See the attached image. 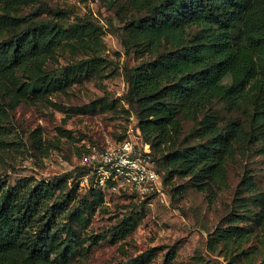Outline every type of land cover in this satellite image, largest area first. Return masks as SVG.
<instances>
[{
	"label": "trees",
	"instance_id": "trees-1",
	"mask_svg": "<svg viewBox=\"0 0 264 264\" xmlns=\"http://www.w3.org/2000/svg\"><path fill=\"white\" fill-rule=\"evenodd\" d=\"M27 1L0 0V153L6 150L5 123L17 104L47 99L104 65L98 54L104 48L102 25L87 16L58 21L43 15L45 5L23 12ZM123 1L146 9L116 31L125 53L152 55L123 67V99L135 108L164 186L182 174L205 190L209 183L226 181V162L237 151L253 145L264 154V0ZM65 48L82 57L49 68L48 60ZM218 101L230 112L242 111L243 118L232 115L220 123ZM93 104L87 105L95 109ZM180 117L196 121L200 141L179 140ZM32 135L31 147L47 155L41 132ZM89 170L86 161L53 177L0 178V264H72L84 246L81 229L105 201L106 189L98 185L77 194ZM241 182L252 192L249 202L239 197L240 209L209 232L207 245L230 256L229 264H264L258 245L246 243L255 225H264V193L250 174ZM249 218L257 224L246 223ZM175 254L166 251L164 264H172ZM144 255L123 264H145Z\"/></svg>",
	"mask_w": 264,
	"mask_h": 264
},
{
	"label": "rangeland",
	"instance_id": "rangeland-1",
	"mask_svg": "<svg viewBox=\"0 0 264 264\" xmlns=\"http://www.w3.org/2000/svg\"><path fill=\"white\" fill-rule=\"evenodd\" d=\"M41 5H45L44 16L58 21L72 22L78 16H87L102 25L104 48L98 54L104 65L88 77L73 81L65 90L52 92L47 99L29 98L12 109L1 136L6 150L0 153V178L12 181L23 175H61L83 165L94 148L137 136L135 108L123 99V67L152 56H137L134 51L127 55L116 33L127 19L143 14L144 8L123 0H29L21 5V11ZM80 57L81 52L75 48H65L47 63L53 69ZM91 102L95 109L88 107ZM215 109L220 113V123L232 115L244 116L239 109L230 112L220 101ZM180 121L179 140H201L195 120L180 117ZM32 131L41 132L47 155L31 147ZM226 171L225 182L209 183L205 190L192 186L188 176L175 174L166 180L164 199L137 195L126 188L106 189L105 201L81 229L84 246L75 252L72 264H123L142 253L145 264H164L169 249L176 253L172 264H229L230 256L208 247L209 232L227 213L240 209V196L248 200L252 192L241 182L245 175L250 174L264 193V154L253 145L244 152L237 151L227 160ZM86 188L80 182L77 194H84ZM246 223L257 224L250 218ZM128 225L132 228L126 231ZM246 243L257 244L259 258L264 256V225H255Z\"/></svg>",
	"mask_w": 264,
	"mask_h": 264
},
{
	"label": "built area",
	"instance_id": "built-area-1",
	"mask_svg": "<svg viewBox=\"0 0 264 264\" xmlns=\"http://www.w3.org/2000/svg\"><path fill=\"white\" fill-rule=\"evenodd\" d=\"M137 132V136L90 151L86 157L90 170L80 182L87 187L126 188L141 196L153 194L163 198L165 186L152 146L143 139L139 127Z\"/></svg>",
	"mask_w": 264,
	"mask_h": 264
}]
</instances>
